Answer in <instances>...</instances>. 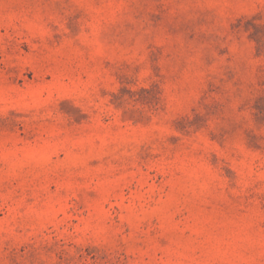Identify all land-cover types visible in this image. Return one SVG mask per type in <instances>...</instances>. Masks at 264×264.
Segmentation results:
<instances>
[{"label": "rangeland", "instance_id": "rangeland-1", "mask_svg": "<svg viewBox=\"0 0 264 264\" xmlns=\"http://www.w3.org/2000/svg\"><path fill=\"white\" fill-rule=\"evenodd\" d=\"M0 264H264V0H0Z\"/></svg>", "mask_w": 264, "mask_h": 264}]
</instances>
